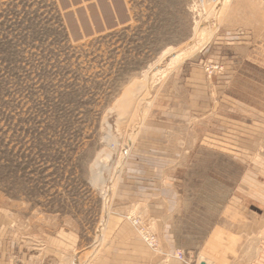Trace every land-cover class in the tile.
<instances>
[{
    "label": "rangeland",
    "instance_id": "rangeland-1",
    "mask_svg": "<svg viewBox=\"0 0 264 264\" xmlns=\"http://www.w3.org/2000/svg\"><path fill=\"white\" fill-rule=\"evenodd\" d=\"M263 32L264 0H0L13 233L33 253L73 234L66 264H100L120 214L151 254L198 264L213 232L241 226L242 202L264 198V71L226 58ZM236 100L252 105L241 130L223 120L239 118ZM143 172L173 185V255L122 187Z\"/></svg>",
    "mask_w": 264,
    "mask_h": 264
},
{
    "label": "crops",
    "instance_id": "crops-1",
    "mask_svg": "<svg viewBox=\"0 0 264 264\" xmlns=\"http://www.w3.org/2000/svg\"><path fill=\"white\" fill-rule=\"evenodd\" d=\"M121 14V13H120ZM126 14V12H122ZM243 52L226 57L229 62L233 59H242L247 66L259 68L264 71V32L254 40H247ZM232 73L228 72V76ZM218 87V104L212 106L214 117L221 112V88ZM231 99V98H230ZM237 101V100H236ZM238 104V105H237ZM229 110L235 109V113H241L238 117L229 116L224 118L225 124L231 129H242L243 121L247 123L248 112L252 105L244 102L230 104ZM197 114L198 121H204L207 117L203 106ZM264 115V110H259ZM219 125L221 116L218 115ZM264 120V118L262 117ZM247 125V124H245ZM247 127V126H246ZM251 127V126H248ZM152 128V127H151ZM160 130V129H156ZM247 130V129H245ZM161 131V130H160ZM162 132V131H161ZM151 178L143 172L139 175L127 174V184L122 186L124 192L133 199L132 207L147 208L152 221L160 227L163 239V252L173 255L176 250V240L171 232V213L177 207L176 196L172 183L167 179ZM257 200H245L242 202L244 214L238 221L241 226L230 229L215 231L207 239L202 252L199 254L198 264H264V198ZM135 199V200H134ZM231 209V207H230ZM233 209V208H232ZM236 208H234L235 210ZM2 211V210H1ZM3 212V211H2ZM0 212V264H66L67 255L74 251L70 245L71 240L76 239L73 234L68 235L62 242H54L47 251L36 250L34 253L26 246V239L13 233L12 223H8L6 211ZM259 212L261 215H253ZM148 213V214H149ZM235 224L237 220L233 221ZM110 239L100 258V264H184L177 259L169 261L162 257L151 254L137 239L136 234L128 226L120 214L110 217Z\"/></svg>",
    "mask_w": 264,
    "mask_h": 264
},
{
    "label": "built area",
    "instance_id": "built-area-1",
    "mask_svg": "<svg viewBox=\"0 0 264 264\" xmlns=\"http://www.w3.org/2000/svg\"><path fill=\"white\" fill-rule=\"evenodd\" d=\"M148 241H149V239H148ZM151 241H153V239H152V238L150 239V242H149V243H151ZM177 257H179L181 260L183 259V257H182V255H181V254H178V255H177Z\"/></svg>",
    "mask_w": 264,
    "mask_h": 264
}]
</instances>
